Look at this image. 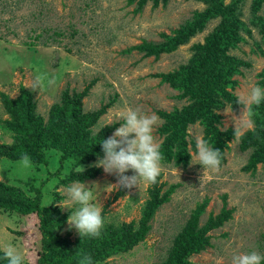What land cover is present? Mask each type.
<instances>
[{
	"label": "rangeland",
	"instance_id": "obj_1",
	"mask_svg": "<svg viewBox=\"0 0 264 264\" xmlns=\"http://www.w3.org/2000/svg\"><path fill=\"white\" fill-rule=\"evenodd\" d=\"M137 3L130 4L129 0H0V145L11 144L14 135L2 123L10 118L5 113L2 94L16 99L21 85L34 93L36 112L46 121L52 106L60 102L65 90L82 93L88 89L83 99L84 113L111 105L94 127V134L108 125L122 124L121 116L127 107L139 108L149 115L154 113L158 122L153 136L159 145L163 143L159 129L164 120L157 112H172L188 102L178 100V92L162 83L158 75L185 65L193 54V46L203 43L220 22L216 19L208 24L203 33L174 53L163 54L158 59L145 58L138 51H124L143 41L161 43L163 34L171 35L206 6L193 0H170L167 5L160 3L158 7L149 2L143 12L135 14ZM229 3L227 0L225 5ZM239 16L250 33H243L245 42L229 55L249 64L240 67L241 74L235 76L239 84L234 94L241 101L253 86L259 87L260 75L264 72V4L255 11L253 1L247 0ZM37 75L43 76V86L33 91ZM49 81L54 83L49 85ZM248 110L245 105L237 112L229 108L223 110L222 131L235 130V125L241 127V135L253 130L255 125ZM188 136L189 141L203 139V127L190 126ZM240 136L230 142L226 162L220 164L219 171H204L201 165L194 164L192 150V158L186 165L161 163L159 184H164L163 192L178 185L171 201L156 212L145 241L126 254L115 255L98 264L162 263L192 211L205 201L207 206L200 218L201 225L206 224L210 215L220 214L224 207L233 214L221 228L208 234L211 245L190 256L192 264H230L234 253L257 251L264 255V164H259L255 173L243 171L252 151L240 150ZM47 155L51 164L40 168L31 161L29 166H24L20 161L0 158V180L20 187L30 196L35 195V189H41L46 205L54 204L63 213L74 211L75 205L70 206L71 210L63 208L69 207L65 203V190L72 183L59 184L60 176L70 175L72 163L60 167L61 153L56 150ZM96 163L98 160L82 167H95ZM100 169L97 178L84 184L89 190L94 185L99 186H94L93 198L103 207L104 223L118 226L134 220L138 222L154 184L141 183L131 189L110 188L109 185L118 183L117 174H107ZM133 174L131 170L125 173L127 176ZM122 189L127 191L117 198ZM38 230L34 218L0 210V247L3 250L8 244L14 245L27 254L26 264H39L41 236ZM60 232L63 236L70 234L72 242L80 237L68 223Z\"/></svg>",
	"mask_w": 264,
	"mask_h": 264
},
{
	"label": "trees",
	"instance_id": "obj_2",
	"mask_svg": "<svg viewBox=\"0 0 264 264\" xmlns=\"http://www.w3.org/2000/svg\"><path fill=\"white\" fill-rule=\"evenodd\" d=\"M136 1L139 6L134 11L135 14L143 12L149 2H153L154 7L170 2L129 0V3ZM193 1L203 3L205 9L195 12L191 19L186 20L171 35L163 34L161 43L143 41L124 52L138 51L145 58L158 59L163 54L174 53L180 47L188 45L192 38L204 32L208 24L219 19V26L206 36L204 42L193 46V54L185 65L168 74L158 75L162 83L170 85L178 92V100L187 101L188 104L172 112L157 113L164 120L159 129V134L164 138L160 145L163 156L161 163H189L192 158L191 150L196 153V142L188 140V130L190 126L199 124L204 129L203 139L210 147L221 151L223 164L226 162L229 144L236 137L235 130L231 128L222 131L221 112L226 108L237 112L244 107L234 94L239 84L235 76L241 74L240 67L249 64L229 54L237 49L240 43L245 42L243 33H250L239 18V12L247 0H230L228 5H225L227 0ZM252 1L255 11L264 4V0ZM260 76L258 85L264 88V72ZM19 90L20 94L16 99L2 94L5 113L10 117L2 123L14 135L11 144L0 145V158L16 162L21 161L22 156L27 154L33 165L40 168L51 164L47 154L56 150L61 153L60 167L72 163L70 175H66L65 179L60 176V185H68L78 180L85 183L97 178L101 174L100 168H87L83 173L75 169L103 157L100 143L109 138L120 123L108 125L97 134H94L93 129L111 105L92 113H84L83 99L87 96L88 89L82 93H70L65 90L60 102L52 106L46 121L36 112L34 93L22 85ZM248 113L255 128L240 136L239 147L242 152L252 151L243 171L255 173L257 166L264 164V101L260 105H251ZM161 178L162 175H159L150 190V199L143 205L138 222L134 220L118 226L104 223L98 237L80 236L75 242L69 239L70 234L63 236L60 232L66 226L71 211L63 213L54 204L46 205L41 189H35V195L30 196L20 187L8 185L0 180V210L37 220L38 233L41 236L39 264H98L115 255L126 254L145 241L152 230L151 221L156 212L171 201V195L178 187L171 186L163 192L164 184H159ZM126 191L127 189H122L117 198L123 196ZM56 200L60 199L56 197ZM206 206L207 201L197 205L192 211L187 224L175 237L172 251L167 259L159 264H192L190 256L211 245L208 234L221 228L232 218L233 211L224 207L220 214L210 215L206 224L201 225L200 218ZM3 255L0 247V264H7Z\"/></svg>",
	"mask_w": 264,
	"mask_h": 264
},
{
	"label": "clouds",
	"instance_id": "obj_3",
	"mask_svg": "<svg viewBox=\"0 0 264 264\" xmlns=\"http://www.w3.org/2000/svg\"><path fill=\"white\" fill-rule=\"evenodd\" d=\"M44 78L37 75L32 84V90L36 91L43 86ZM49 85L54 83L48 82ZM264 101V88L253 86L250 93L241 98L246 108L251 105H260ZM121 119L123 123L116 128L113 135L103 139L100 143L103 157L98 158V163L94 166L102 168L107 174H117L118 183L109 185L110 188L120 187L131 189L139 187L141 183H155L162 171L161 161L163 159L160 145L153 136V129L158 122V117L142 113L139 108L127 107L124 109ZM248 127L251 125L248 124ZM242 134L241 127L235 125L234 137ZM194 164H199L204 171H219L221 164V151L209 146L204 139L196 141V153ZM24 166L30 165V158L27 154L22 156L20 161ZM193 163V162H192ZM132 171L131 176L125 173ZM78 171L83 173L85 169L79 166ZM178 173V169H175ZM99 187L98 185H94ZM86 188L84 183L75 181L66 188L67 200L65 203L69 207L63 208L71 210L75 205V210H71L67 223L70 228H75L81 238L98 237L104 225L102 216L103 207L93 198V189ZM3 258L7 264H26L27 254L19 251L14 245L8 244L3 249ZM264 255L257 251L247 253H234L231 256L230 264H262Z\"/></svg>",
	"mask_w": 264,
	"mask_h": 264
}]
</instances>
